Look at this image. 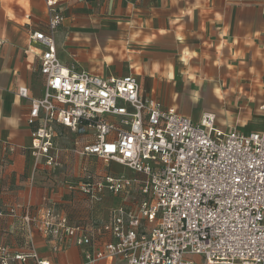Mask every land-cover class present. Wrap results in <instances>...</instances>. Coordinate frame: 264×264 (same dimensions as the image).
I'll list each match as a JSON object with an SVG mask.
<instances>
[{"label":"built area","instance_id":"obj_1","mask_svg":"<svg viewBox=\"0 0 264 264\" xmlns=\"http://www.w3.org/2000/svg\"><path fill=\"white\" fill-rule=\"evenodd\" d=\"M53 4L47 0L46 29L29 35L30 44L44 46L36 55L42 93L31 96L27 86L16 88L29 103L30 181L35 182L41 165L60 166L54 124L73 132L84 126L93 140L78 152L116 162L135 176H93L83 167L77 189L94 204L106 194L121 196L133 185L139 194L135 205L112 207L92 229L48 209L41 229L52 239V249L59 250L70 237L83 246L79 264L113 257L120 264H198L191 255L205 264H264V130H224L212 111L194 121L142 94L132 73L105 77L64 64L54 44L63 16ZM96 226L111 240L96 245ZM37 264L50 263L38 258Z\"/></svg>","mask_w":264,"mask_h":264},{"label":"crops","instance_id":"obj_2","mask_svg":"<svg viewBox=\"0 0 264 264\" xmlns=\"http://www.w3.org/2000/svg\"><path fill=\"white\" fill-rule=\"evenodd\" d=\"M47 7V0H0V194L11 195L13 200L8 204L20 211L29 208L39 209L42 213L46 207L53 208L67 215L71 222H84L92 229L93 220H105L111 207L134 203L127 199L130 196L127 191L121 196H106L103 201L92 205L77 189L76 185L82 178L78 166L91 159V156L78 152L80 146L93 140L89 129L79 126L78 131L73 132L54 124V143L60 148V166L41 165L35 171V182L30 181L34 163L28 152L31 138L25 119L29 103L27 99L18 97L16 88L27 86L31 96L42 93V74L38 70L39 77H36L30 71L35 63L38 66L36 55L44 46L30 44L29 35L35 29H46ZM53 7L63 16L54 32L58 59L63 41L86 40L85 32L80 37L73 34L76 29L91 32L100 29L99 34L110 36L116 33V26L123 17L128 29L126 37L133 43L131 55L152 71L142 79L138 72L133 71L144 95L163 93L166 86H171V81L187 86L192 78L190 71L201 67L213 70L206 73L208 80L212 78L222 83L230 72L221 74V69L231 64L246 65L250 58L255 61V68L264 73V0H54ZM234 53L235 57L232 56ZM204 99L222 102L223 90L219 86H211L202 95L196 90L179 91L169 95L168 103L164 105L175 107L194 121L203 111L215 114L216 110L220 114L226 110L233 118L227 117L223 121L216 118L219 128H236L244 132L264 130L263 113L255 112L249 122H243L238 113L228 111L225 106H216L213 110L212 105L201 110ZM258 107L264 112V103ZM112 163L125 167L110 162L108 170ZM43 204L46 206L42 207ZM31 235L39 259L50 264L81 262L83 246L76 245L73 238L65 239L62 251H51L42 233L34 230ZM94 239L99 245L111 237L96 226ZM189 258L205 264L201 256L191 255ZM120 263L118 257L98 262ZM27 264H35V260L28 258Z\"/></svg>","mask_w":264,"mask_h":264},{"label":"rangeland","instance_id":"obj_3","mask_svg":"<svg viewBox=\"0 0 264 264\" xmlns=\"http://www.w3.org/2000/svg\"><path fill=\"white\" fill-rule=\"evenodd\" d=\"M116 28V33L111 34L110 36H108V34L105 35L102 32L99 34L100 29H95L93 32H91L92 30L82 31L76 29L73 34L80 37L83 36L84 34L82 33L85 32L86 35L84 36H87L86 40L76 39L75 41H63L62 46L59 47V59H61V62L66 65H75L76 67H80L89 72H96L103 75L109 73L122 75L128 72L134 74L133 71H135L139 73L141 79L143 76H149L152 71L149 70L148 66L139 64L136 61L137 58L135 59V57L131 55L130 50L133 43L126 37L128 29L124 25L123 17H121ZM89 32L91 33L89 34ZM171 56L172 60L175 61V56H173V54ZM232 56L235 57L236 54L234 53ZM254 63L255 61L250 58L246 65L235 66L231 64L228 67H225L224 70L221 69V74L225 71L230 72V75H227V78L222 83L215 82L212 78L208 80L206 73L212 72V69L206 70L202 67L196 68L194 71H190L192 73V78L189 80V85L186 84L187 86H180L179 84H175L174 81H171V86H166L163 93L158 95L152 94L150 96L156 95L154 97L167 105L168 96L174 95L179 91L196 90L201 92L202 95L205 89H209L211 86H219L224 94L222 102L216 100L207 101L204 99L201 101L203 105L201 110L205 109V107L210 108L212 105L213 107L211 108H213V110L216 106H221L222 108L225 106L228 111L236 114L238 113L240 120L242 118L243 122H249L255 112H261L264 114L263 110H260L258 107L260 104L264 103V73H262L263 70L258 71V69L255 68ZM201 64L202 63H199V65ZM30 72L35 74L34 76L39 77L38 66L36 63ZM228 77H231V79L229 80ZM160 96H162V99ZM214 112L217 114L216 110H214ZM219 113L220 114H217L216 118L220 119V121L226 120L227 117L230 119L233 118L231 114L226 112V110H222ZM216 122L219 124L217 120ZM221 125L224 126L223 123ZM253 128L255 127L253 126ZM108 164L109 163L103 161L97 156H91V159L89 158L87 163H80L78 170H81L82 173V167H87L86 169H88L93 176H99L106 172H122L129 176H135L127 167L122 168L114 163L111 164L109 171H107ZM136 177L139 178L140 176ZM70 180H72V178ZM125 194L127 193L125 192ZM136 194H139V190L133 185L132 188L129 189L130 196L127 199L134 203ZM106 195L107 197H110L113 194L110 193ZM10 196L11 195L9 194H0V264H27L28 258H33L35 264H37L38 251L35 250L36 246L34 238L31 235L34 230L45 236L51 251H62L63 245H61L59 250L52 249V239L44 234L41 229V220L43 219L42 213H45L48 209L51 210L52 208L46 207L42 213L39 209L30 210L29 208H24L20 211L13 205L8 204L9 201L13 200V197L10 198ZM89 203L92 205L94 204L90 201ZM44 206L46 205L43 204L42 207ZM26 214L33 217V219L26 221L24 218ZM96 221L98 220H93V222ZM17 255L24 256L25 259L22 261Z\"/></svg>","mask_w":264,"mask_h":264},{"label":"trees","instance_id":"obj_4","mask_svg":"<svg viewBox=\"0 0 264 264\" xmlns=\"http://www.w3.org/2000/svg\"><path fill=\"white\" fill-rule=\"evenodd\" d=\"M75 223H77V222H75Z\"/></svg>","mask_w":264,"mask_h":264}]
</instances>
